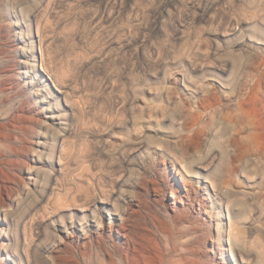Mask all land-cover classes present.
Segmentation results:
<instances>
[{
  "label": "rangeland",
  "instance_id": "obj_1",
  "mask_svg": "<svg viewBox=\"0 0 264 264\" xmlns=\"http://www.w3.org/2000/svg\"><path fill=\"white\" fill-rule=\"evenodd\" d=\"M0 264H264V0H0Z\"/></svg>",
  "mask_w": 264,
  "mask_h": 264
},
{
  "label": "bare ground",
  "instance_id": "obj_2",
  "mask_svg": "<svg viewBox=\"0 0 264 264\" xmlns=\"http://www.w3.org/2000/svg\"><path fill=\"white\" fill-rule=\"evenodd\" d=\"M196 117H198V116H196ZM192 120H193V119H192ZM195 121H196V120H195ZM197 121H198V118H197ZM197 121H196V122H194V120H193V121H191V122H193V124H194V123L196 124V123H197ZM195 124H194V125H195ZM194 125H193V126H194ZM195 126H196V125H195ZM198 128H200V126H198ZM200 129H201V128H200ZM200 131H201V130H200ZM201 132H202V131H201Z\"/></svg>",
  "mask_w": 264,
  "mask_h": 264
}]
</instances>
